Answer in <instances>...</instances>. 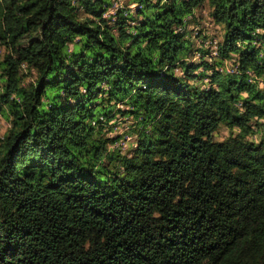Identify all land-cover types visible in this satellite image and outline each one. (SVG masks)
I'll return each mask as SVG.
<instances>
[{"label":"trees","instance_id":"1","mask_svg":"<svg viewBox=\"0 0 264 264\" xmlns=\"http://www.w3.org/2000/svg\"><path fill=\"white\" fill-rule=\"evenodd\" d=\"M0 44V264H264V0H0Z\"/></svg>","mask_w":264,"mask_h":264},{"label":"rangeland","instance_id":"2","mask_svg":"<svg viewBox=\"0 0 264 264\" xmlns=\"http://www.w3.org/2000/svg\"><path fill=\"white\" fill-rule=\"evenodd\" d=\"M115 2V1H114ZM109 10V9H108ZM108 10H107V12H108ZM106 12V13H107ZM199 15L200 16H203V20H202V25H201V27H205L207 30V32H208V34H209V38L207 39V40H212L213 42H214V39L216 40V39H219V37H220V32L221 31H219V29H217L215 26H213L210 22H209V20H208V10H207V8H203V9H200L199 11ZM81 16H84V15H81ZM106 16V15H105ZM199 41V40H198ZM209 41V42H210ZM209 42H207V43H209ZM216 50V45L215 46H213V51H212V55H213V52ZM4 51H5V48L0 44V57L3 55V53H4ZM207 57H209V56H207ZM193 60L194 61H199L198 59H195V58H193ZM209 60L210 61H212V59L211 58H209ZM225 66L228 68V69H230V70H233V69H235V64H234V59H230V60H226L225 61ZM202 69L203 68H201L200 70H199V72L198 73H200V71H202ZM31 75L32 74H28L26 77H25V81L26 80H28V79H30L31 78ZM206 77V76H205ZM191 82H194V83H197V84H201V85H208V79L207 78H201V79H197V80H195V79H193V80H191ZM124 124H127V125H129L130 127H131V125H132V123H131V121H127V122H125V123H122L121 124V126H124ZM8 127H9V120H8V118L7 117H5L4 115H0V137L3 135V134H5L6 132H7V129H8ZM128 128L126 127V128H122V129H120V131L121 130H123V131H125V130H127ZM131 129V128H130ZM128 131H131V130H128ZM131 134V136H129L130 137V140L128 141V143L126 144V150L125 151H128L129 149H131V147H132V145L135 143V139H136V137H135V134L133 133V132H130ZM229 134V129L227 128V127H224V126H222L221 127V129H219V131L216 133V137L219 139V140H221V139H224L227 135ZM258 135H259V137H260V133H258ZM262 135H264V133L262 134ZM253 139H255L256 140V138L254 137Z\"/></svg>","mask_w":264,"mask_h":264},{"label":"built area","instance_id":"3","mask_svg":"<svg viewBox=\"0 0 264 264\" xmlns=\"http://www.w3.org/2000/svg\"><path fill=\"white\" fill-rule=\"evenodd\" d=\"M126 0H117V6H123V4H124V2H125ZM108 14H111V9L109 10V13ZM210 40H208V42H209ZM236 69V68H235ZM235 69H233V70H235ZM232 70V71H233ZM130 139V138H129Z\"/></svg>","mask_w":264,"mask_h":264}]
</instances>
